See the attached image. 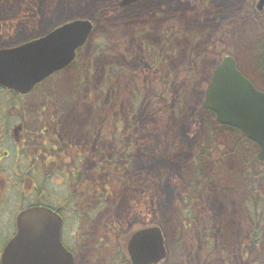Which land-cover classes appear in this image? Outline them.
Returning a JSON list of instances; mask_svg holds the SVG:
<instances>
[{"label": "rangeland", "instance_id": "rangeland-1", "mask_svg": "<svg viewBox=\"0 0 264 264\" xmlns=\"http://www.w3.org/2000/svg\"><path fill=\"white\" fill-rule=\"evenodd\" d=\"M121 2H0L1 45L36 37L67 21L97 18L94 36L77 62L51 79L46 88H54L58 105L65 106L78 85L77 94L72 96L75 99L64 107L67 110L64 120L73 113L81 121L87 119L85 116L91 118L95 113L92 102L100 103L99 111L104 110L106 119L119 115L125 121L123 130L129 128V118L132 120L134 115L137 118V143L126 170L133 174L130 181L135 191H126L113 183L114 200L117 193L121 207L130 208V214L125 217L124 212V217H119L115 211L112 215L105 214L97 223L95 219L93 223H100L96 233L87 238L86 253L94 250L98 260L91 262L85 256L78 264H109V258L125 237L135 228L151 223L160 226L166 238L170 256L162 264H249V255L254 256L259 249L247 244L243 196L241 191L227 194L219 185L226 186L233 180L235 184L244 183L245 175L239 170L244 167L247 154L243 153L241 159L229 154L219 165V152L213 147L216 165L204 159L194 165L196 180H202L200 173L206 169V176L212 177V182L217 181L215 188L203 192L197 215L200 229H211L208 240L216 242L215 251L208 249L204 239L195 237L192 228L183 229L184 209L188 205L182 194L183 181L193 174L192 161L204 131L203 103L220 58L217 52L233 54L244 73L259 83L252 53L255 44L264 40V12H257L258 0H140L128 6H121ZM173 23L177 26L176 33L181 34L167 48L168 54L157 73L151 72L149 66L158 56H151L147 47L161 49L162 32L174 28ZM225 31L229 33L226 37ZM97 40H102V45ZM260 47V53H264V47ZM99 48L106 52L96 55ZM168 55L171 56L167 58ZM113 64L130 70L133 76L111 74ZM161 82L164 89L169 88L166 101L159 99ZM158 85L159 92L155 91ZM39 96L34 94L27 100L28 108H34L33 101ZM3 98L0 92V99ZM137 99H141L139 105ZM108 129L112 128L106 126L105 131ZM227 135L220 133L221 148L226 145L233 148L234 143ZM112 144V141L106 144L109 151ZM137 219L140 223L135 222ZM8 237V232L0 230V246Z\"/></svg>", "mask_w": 264, "mask_h": 264}, {"label": "flooded vegetation", "instance_id": "flooded-vegetation-1", "mask_svg": "<svg viewBox=\"0 0 264 264\" xmlns=\"http://www.w3.org/2000/svg\"><path fill=\"white\" fill-rule=\"evenodd\" d=\"M59 74L28 96L0 88L4 95L0 99V230L9 233L0 246V264L3 249L18 233V217L27 209L46 208L61 219L60 241L66 251L58 252V257L65 260L66 252H71L76 264L85 256L91 262L98 260L94 250L86 253V242L96 233L99 218L115 211L119 217L130 214V208L121 207L117 193L114 200L113 183L135 191L133 174L126 170L137 143L136 115L123 130L125 121L119 115L106 119L100 103L92 102L91 118L81 121L73 113L64 120V107L75 99L78 85L71 100L58 105L57 92L46 84ZM34 94L40 96L30 109V101L26 102ZM106 126L112 129L105 131ZM109 141L111 151L106 146ZM130 235L118 244L109 263L133 264L128 254Z\"/></svg>", "mask_w": 264, "mask_h": 264}, {"label": "water", "instance_id": "water-1", "mask_svg": "<svg viewBox=\"0 0 264 264\" xmlns=\"http://www.w3.org/2000/svg\"><path fill=\"white\" fill-rule=\"evenodd\" d=\"M140 0H122L128 6ZM260 0L259 9H263ZM92 21L65 22L26 43L0 48V86L19 94L31 93L44 80L70 66L77 51L90 39ZM204 107L213 110L218 121L241 130L260 147L264 160V91L238 68L232 55L216 66L205 97ZM60 220L46 208L33 207L18 217V233L5 247L1 264H74L71 253L60 242ZM134 264H158L167 255L165 239L159 227L136 231L129 241Z\"/></svg>", "mask_w": 264, "mask_h": 264}, {"label": "trees", "instance_id": "trees-1", "mask_svg": "<svg viewBox=\"0 0 264 264\" xmlns=\"http://www.w3.org/2000/svg\"><path fill=\"white\" fill-rule=\"evenodd\" d=\"M91 20L95 22L97 18L94 17ZM173 25H175L174 28H171L170 30L166 29L162 32L164 46L161 49H155L151 46L147 47V51L150 52L151 56H158L155 60L156 62L151 64V67H153V72H157V68L162 64L163 59L166 58L165 55L168 54L166 51L167 48L174 40H177V36H180L181 34L180 31L176 33L175 30L177 26L175 23H173ZM97 43L102 45V40H97ZM260 46L264 47V40H261L255 44L252 57L254 62V70L258 74L260 81L259 83L257 82V85L259 88L264 90V53H260L262 51ZM96 50V55H101L102 53L106 52V50L101 51L100 48ZM170 56L168 55L167 58ZM116 73V76L120 77L129 75L133 76L130 70L125 68H119ZM159 87L160 86L158 85L155 91L159 92ZM161 93L162 94L159 99L161 98V100H165L163 98L168 96L169 88L166 90L161 85ZM140 101L141 99H137L138 105L140 104ZM203 129V135L200 142L198 143L197 151L194 154V164L198 161H201L202 159H204L206 163H211L217 159V157H215L217 154L213 152V147H216L217 151L219 152V165H221V163H223L227 157L231 156L229 154H236L235 156H238L240 159L242 158L243 153L247 154V157L244 158V162H248L245 163L247 171H245L244 177L246 181L242 183L241 189L237 190H242L241 194L244 200L247 222L252 229V234H250V241H252L251 248L259 249L258 253L254 255L250 264H264V167L260 165L257 159L258 146L254 142L248 140V138L239 130L219 124L217 122L216 115L211 110H204ZM220 133L228 134V138L231 139L232 144L234 143L233 148L232 145L230 148L227 145L225 148H221L219 142ZM234 139H236V142ZM191 167L193 169L192 176L183 181L185 199L190 205L189 210L186 212L185 218L189 217V223L196 227L198 224H196L195 219L198 217L197 212L201 211L200 203L204 198L203 192L207 189L215 188L216 184L212 182L211 178L206 176V169L200 173L202 180H196L194 165L192 164ZM232 170L235 169L232 168ZM219 185L221 186L222 190H225L227 193L229 192V190H226L228 189L226 186H223L222 184ZM261 201L263 202V206L261 205ZM201 231L202 232H200L198 229V231L196 230L195 232L198 234L199 232L202 233L203 237H206V239L210 237V228H208V230Z\"/></svg>", "mask_w": 264, "mask_h": 264}, {"label": "bare ground", "instance_id": "bare-ground-1", "mask_svg": "<svg viewBox=\"0 0 264 264\" xmlns=\"http://www.w3.org/2000/svg\"><path fill=\"white\" fill-rule=\"evenodd\" d=\"M50 27H51V26H50ZM49 29H50V28H49ZM49 29H48V30H49ZM111 67H113V68L110 69V73H111V74H116V72H117V70H118L119 68H117V66L114 65V64H113ZM195 220H196V224L199 225V223L197 222L198 219H195Z\"/></svg>", "mask_w": 264, "mask_h": 264}]
</instances>
